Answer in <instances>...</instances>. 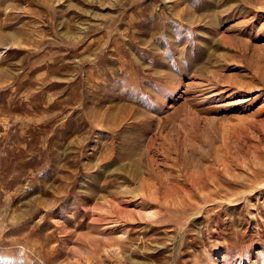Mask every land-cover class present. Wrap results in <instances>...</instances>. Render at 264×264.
<instances>
[{
    "label": "rangeland",
    "instance_id": "1",
    "mask_svg": "<svg viewBox=\"0 0 264 264\" xmlns=\"http://www.w3.org/2000/svg\"><path fill=\"white\" fill-rule=\"evenodd\" d=\"M0 264H264V0H0Z\"/></svg>",
    "mask_w": 264,
    "mask_h": 264
}]
</instances>
